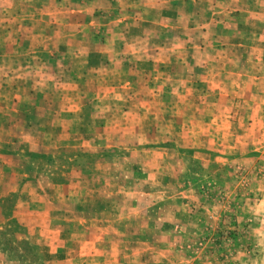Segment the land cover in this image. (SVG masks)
I'll list each match as a JSON object with an SVG mask.
<instances>
[{"label": "rangeland", "instance_id": "rangeland-1", "mask_svg": "<svg viewBox=\"0 0 264 264\" xmlns=\"http://www.w3.org/2000/svg\"><path fill=\"white\" fill-rule=\"evenodd\" d=\"M232 4L0 0V41H17L0 47V264H264V78L252 89L221 77L213 91L198 75L217 55L264 70V42L249 41L241 15L201 28L199 15ZM118 5L154 13L148 37L174 41V69L195 73L185 89L181 77L158 98L138 79L116 89L82 58L110 49L87 41L135 40L136 24L103 26ZM70 40L78 77L39 46Z\"/></svg>", "mask_w": 264, "mask_h": 264}, {"label": "crops", "instance_id": "crops-1", "mask_svg": "<svg viewBox=\"0 0 264 264\" xmlns=\"http://www.w3.org/2000/svg\"><path fill=\"white\" fill-rule=\"evenodd\" d=\"M111 10H107L109 15ZM142 10V8H136L133 11L131 8L128 9L125 7L124 9L122 5H118L111 11L115 12V15L110 18L108 17L103 24V26H112L113 24L119 22L124 23V21H126L125 23H128L127 25L130 26V29L133 28L134 24H136L137 32L134 34V41H103L102 43H99L98 41H87L89 46L95 45V47H97V45H102L105 48H109L110 46V49H108V52H105L107 54L96 55V57H94V55H90L92 53H88V49L84 55L82 54V58L85 61H88V64L95 62V59L98 62H102L100 67L106 73L110 74L107 77H111L116 80L109 85H112L116 89L125 87L127 92L135 90L136 87L133 85H138V83L135 84L138 79L142 85L140 87V93L148 95L152 98H158V95H162L163 93H167L168 91L171 92L173 90L171 87L173 86L172 81H175L173 79L175 77H181L183 79L182 84L183 89H185L188 85L186 84V86H184V82H191L190 78L194 77L195 73H193L190 69H184L183 71H177L174 69L175 57L173 55V51L175 42L153 41L152 37H148L147 31L152 28L153 24L158 23L153 12H150V15H148L147 9H145V12ZM61 12L62 8H60L55 15L61 14ZM63 12L76 14L79 13V9L72 7ZM225 12L238 16L241 15V18L245 19L244 22L242 19V23L243 25H246L248 29L252 30L253 35L252 39L250 38L249 41H254L255 45H261L264 42V0H234V4L229 7V11L228 7L224 6H220L218 10L215 8L214 13L210 15L208 20L206 19L202 21V17L199 15L201 18H199V20L202 24L201 28H205L207 31L210 28V25L217 21L219 15L224 14ZM39 13H44L41 8H38V14ZM194 18L198 19L196 16ZM55 22H57V20ZM202 22H204V24ZM74 24H76L74 28L76 33L80 30L89 31L90 29L96 28V23H93L92 21L91 23L87 22L86 24L88 25L82 26L81 28H79L80 22H75ZM217 24V27H220L222 23L218 22ZM70 26H73V23ZM165 26L168 28L170 27V25L167 24ZM231 26L235 27L234 21L231 23ZM138 38H140V41H138ZM23 41V45H25L27 40L23 39ZM230 41H234L237 46L242 45L239 42L240 38L238 37H232L230 38ZM14 42L16 43L17 41H0V47L4 46L5 50L9 51L8 46H10L12 51L13 47L16 46ZM209 43H212V41H209ZM214 43L217 47H221L226 44L223 41H214ZM252 45L253 43L251 42L250 46ZM39 46L41 47V51L55 63L52 67L54 71H62V66L65 64V68L67 70L66 73L70 72L69 74L71 77H74V75L75 77H78V72L74 69L72 60L78 59L79 49L72 51L71 47L79 46V41H40ZM64 50L66 54L61 55L60 52H64ZM67 51H70L69 54H67ZM89 51L100 53L94 49ZM223 58L224 56L217 55V58L214 60L215 64L213 67L208 70L206 69L198 72L200 77L208 79L209 84H207V90L222 88V84L220 85V82H217V79L219 81L221 77L238 79L240 83L244 84L246 87L251 86L252 89L255 88L259 80L264 78V70L259 69V63H256L255 61L247 62V67L245 69H239L237 67L224 68L222 64V60H224ZM236 61L235 64H237ZM262 66H264V62H262ZM88 67L92 69L90 71L95 72L94 65H89ZM122 77H124V79H121ZM101 86L103 85H100V87ZM187 92L189 93V90Z\"/></svg>", "mask_w": 264, "mask_h": 264}]
</instances>
